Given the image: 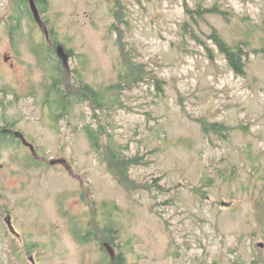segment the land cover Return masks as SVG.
<instances>
[{
    "label": "rangeland",
    "instance_id": "rangeland-1",
    "mask_svg": "<svg viewBox=\"0 0 264 264\" xmlns=\"http://www.w3.org/2000/svg\"><path fill=\"white\" fill-rule=\"evenodd\" d=\"M27 3L0 0V124L36 145L0 143V264L264 260V0H44L43 23L71 55L69 92L118 83L124 51L147 72L118 107L71 97L63 116L43 105L62 64L44 56L55 46ZM215 3L225 11L210 12ZM214 30L242 45L244 73ZM207 121L228 129L207 135ZM92 124L142 158L126 180L93 148Z\"/></svg>",
    "mask_w": 264,
    "mask_h": 264
},
{
    "label": "trees",
    "instance_id": "trees-1",
    "mask_svg": "<svg viewBox=\"0 0 264 264\" xmlns=\"http://www.w3.org/2000/svg\"><path fill=\"white\" fill-rule=\"evenodd\" d=\"M26 2V0H24ZM40 4V10L41 12H44L47 8L46 4H43L41 0H38ZM29 6V3H27ZM202 8V6H201ZM204 9V8H203ZM19 10H23V8H19ZM39 10V11H40ZM210 12L213 13H223L225 10H223L218 4H213L208 8ZM29 9L27 12L29 13ZM202 11V9H200ZM208 11V12H209ZM31 13V12H30ZM124 18V16L122 17ZM18 20V18L16 19ZM19 24L13 25V28H19ZM216 44L219 46L220 51L222 54H224L229 63L232 65L234 70L237 73H244V65H245V60H244V50L241 44L239 45H232L226 40H224L215 30L212 34ZM122 50L124 48L122 47ZM131 55L130 53H124L122 56L125 58L126 61V70L122 71L119 76V81L118 83H115L111 86H109L106 90L102 89H97L90 83L86 82L84 80L81 81V86H79V89L77 91L79 92H72L71 95L66 94V92L62 93L63 90L56 86V91L59 93L61 92L64 94L62 97H72L74 98V102L77 103L79 101L84 100V103H91L92 107L97 110V111H102L104 109H112L118 107V105H121L123 102L121 100V94L124 92L126 88L132 87V85L138 84L142 81L145 80L147 72L146 70L144 71L143 65L138 64V63H133L131 60ZM153 77L152 74L149 75V77ZM153 79H156L154 81L160 83V79L158 76H154ZM111 95V96H109ZM60 96V95H59ZM114 96V97H113ZM73 102V103H74ZM72 103V105H73ZM74 103V104H75ZM63 105V104H62ZM61 107V105H58ZM204 132L205 134H210L211 132H221L224 133L228 128L222 123H217V122H204ZM86 132L89 135V138L92 142L93 148L99 152L102 153L104 152L103 155H107V162H109V166L113 170V172L122 180H126L129 175V169L133 165H139L142 163V158L140 156H129L126 155L120 146H116L115 144H112L113 142V136L111 134H107L109 136V140L107 143L104 142V139H102V134L106 133L107 129L104 126V124H101L100 126H95V124L92 125H87L84 127ZM106 149V151H104ZM259 221L263 230V237H264V206L261 208L260 214H259ZM111 227V226H110ZM107 227L106 228V233L110 234L113 228ZM112 239V238H111ZM110 239V240H111ZM118 260L120 264H125V259L121 256L118 255ZM264 263V260H261L260 257H257L254 260V264H261Z\"/></svg>",
    "mask_w": 264,
    "mask_h": 264
},
{
    "label": "flooded vegetation",
    "instance_id": "flooded-vegetation-1",
    "mask_svg": "<svg viewBox=\"0 0 264 264\" xmlns=\"http://www.w3.org/2000/svg\"><path fill=\"white\" fill-rule=\"evenodd\" d=\"M42 2L44 0H41ZM36 5L38 7V9L40 10V4L38 2V0H35ZM29 3V7H30V0H28ZM31 10V7H30ZM32 13V10H31ZM34 20L36 21V23L39 26H42L44 28L45 31V39L44 42L45 44H47V46H55V48H50L49 50L46 51V54L44 55L47 58L48 62H53L54 60L58 59L62 65H55V66H51L50 67V72L52 73H56L55 76H52V80L50 81V83H48V91L46 92V98L45 101L43 102L44 107L46 108H50L53 111H58V113H53L54 115H58V116H63L64 114H69V106L72 105V98L71 97H62L64 94H62L61 96V92L58 95V92L56 91V86L60 87L63 92H66V94L71 95V91L67 85L72 83V78L70 76L71 71H70V66H69V60L71 58V55L69 54V52L67 51V49L65 48V46L62 43H57L55 44V36L53 34H50V32H48L47 30V26L45 23H43V17H42V12L40 10V18H41V22H38L37 19L35 18L34 14L32 13ZM43 43V42H42ZM63 46L64 47V52L66 55H68V60L67 62L65 61L64 57L59 56L58 54V47L59 46ZM39 50H36L37 54L39 53ZM56 54L57 58H54V55ZM64 71H63V70ZM66 71V72H65ZM79 102H84V100L79 101ZM78 103V102H77ZM63 104V105H62ZM58 105H61V107H59ZM56 119V118H55ZM0 143L4 142L6 144L8 143H12L14 142L19 143L20 146H26L29 147L30 150L32 152H36V145L33 141L29 140L23 132L19 131L16 129V125L15 124H9L7 121H5L4 124H0ZM3 144V143H2ZM60 163H64L63 160L60 159H56L54 161H51L50 164L53 165H58ZM83 227V226H82ZM84 229V228H83ZM77 237L79 240H81V242H84V230L80 235V238L77 234ZM108 246V244H106ZM109 247V246H108ZM112 250V249H111ZM111 252L114 253V250H112ZM116 259L118 260L117 256Z\"/></svg>",
    "mask_w": 264,
    "mask_h": 264
},
{
    "label": "water",
    "instance_id": "water-1",
    "mask_svg": "<svg viewBox=\"0 0 264 264\" xmlns=\"http://www.w3.org/2000/svg\"><path fill=\"white\" fill-rule=\"evenodd\" d=\"M30 7H31L32 13L34 14V16L37 19V21L41 22L40 11H39V9H38V7L36 5L35 0H30ZM58 54H59V56L64 57L65 61L67 62L68 55L65 54L64 47L61 46V45L58 47ZM259 246L263 247L264 243H259Z\"/></svg>",
    "mask_w": 264,
    "mask_h": 264
}]
</instances>
